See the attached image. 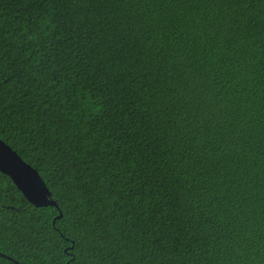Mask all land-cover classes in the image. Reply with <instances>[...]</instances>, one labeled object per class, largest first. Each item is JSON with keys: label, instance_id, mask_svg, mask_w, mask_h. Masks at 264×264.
<instances>
[{"label": "trees", "instance_id": "obj_1", "mask_svg": "<svg viewBox=\"0 0 264 264\" xmlns=\"http://www.w3.org/2000/svg\"><path fill=\"white\" fill-rule=\"evenodd\" d=\"M0 138L22 264H264V0H0Z\"/></svg>", "mask_w": 264, "mask_h": 264}, {"label": "water", "instance_id": "obj_2", "mask_svg": "<svg viewBox=\"0 0 264 264\" xmlns=\"http://www.w3.org/2000/svg\"><path fill=\"white\" fill-rule=\"evenodd\" d=\"M0 170L7 174L24 193L26 198L35 206H58L55 199L52 198V192L47 186L45 180L30 163L25 161L23 157L5 140L0 138ZM63 217L61 211L53 220L56 222L58 218ZM0 256H5L13 260L16 264H22L0 251Z\"/></svg>", "mask_w": 264, "mask_h": 264}]
</instances>
